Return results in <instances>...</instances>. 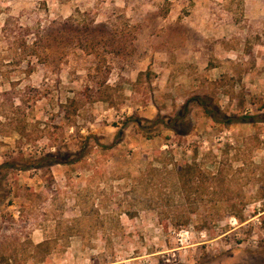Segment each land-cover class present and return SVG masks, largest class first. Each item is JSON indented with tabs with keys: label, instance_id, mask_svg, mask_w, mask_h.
<instances>
[{
	"label": "rangeland",
	"instance_id": "rangeland-1",
	"mask_svg": "<svg viewBox=\"0 0 264 264\" xmlns=\"http://www.w3.org/2000/svg\"><path fill=\"white\" fill-rule=\"evenodd\" d=\"M7 21L49 60L27 76L0 40V164L27 167H0V261L264 264V0H0Z\"/></svg>",
	"mask_w": 264,
	"mask_h": 264
},
{
	"label": "trees",
	"instance_id": "trees-1",
	"mask_svg": "<svg viewBox=\"0 0 264 264\" xmlns=\"http://www.w3.org/2000/svg\"><path fill=\"white\" fill-rule=\"evenodd\" d=\"M63 23H71V16L66 17L63 20ZM43 25L35 21L32 24H26L24 26L18 25L17 28L14 26H9V21L5 23V25L2 26L1 28V35H0V40H4V43H7L10 49L13 52H17L20 60V64H22V72L29 76L32 72H34L36 66L38 63H47L49 60V55L46 51V49L42 45V30ZM18 34V35H17ZM19 36V38L16 37ZM142 72H139L138 77ZM203 104V103H202ZM208 113V109L202 105ZM209 114V113H208ZM213 120H217L216 116L214 114H209ZM178 117H180V114L178 113ZM36 165L35 166H40L43 162L45 161H50L52 163H60L64 161H60L58 159H55L53 154L47 153L41 157H38L35 159ZM34 161V162H35ZM0 167H12L16 170H25V166L23 167H16L13 162H3L0 164ZM177 178L180 181L181 185H184V171L190 172L193 168L190 165H184L179 166L175 165L174 167ZM183 181V182H181ZM182 194V192H181ZM262 212L264 214V208L262 209ZM181 214V213H180ZM233 215L239 224L245 221L244 217L241 214V210L239 208H235L234 205H229L227 209L225 210H218L216 212L215 220L219 222L221 219H223L226 216ZM179 217H176L173 222L176 226H183L187 224V217L184 219L183 214L182 215H177ZM182 216V217H181ZM228 227V226H226ZM225 227V228H226ZM206 228V227H204ZM48 242H40L34 245V249L41 247L43 245H46ZM8 258H3L2 261H0V264H7Z\"/></svg>",
	"mask_w": 264,
	"mask_h": 264
}]
</instances>
